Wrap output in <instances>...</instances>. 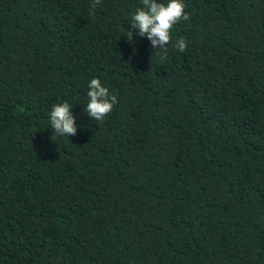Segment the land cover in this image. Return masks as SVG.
<instances>
[{"label":"trees","instance_id":"16d2710c","mask_svg":"<svg viewBox=\"0 0 264 264\" xmlns=\"http://www.w3.org/2000/svg\"><path fill=\"white\" fill-rule=\"evenodd\" d=\"M93 2L0 0V264H264V0H183L166 56Z\"/></svg>","mask_w":264,"mask_h":264},{"label":"clouds","instance_id":"9594fccd","mask_svg":"<svg viewBox=\"0 0 264 264\" xmlns=\"http://www.w3.org/2000/svg\"><path fill=\"white\" fill-rule=\"evenodd\" d=\"M100 0H94L91 7L94 9ZM143 7H138L131 16V29L125 36L133 42L134 32L137 37H146L153 49L166 53L167 46L172 42V29L181 20L187 21L190 16L185 12L186 4L183 0H167V3L157 0H142ZM183 52L187 48L186 40L181 37L174 45ZM164 56H162V59ZM89 98L86 113L98 122L103 123L117 104V96L111 94L100 79L93 78L89 82ZM73 106L68 102L54 105L50 113L51 129L57 136H75L77 134L76 117Z\"/></svg>","mask_w":264,"mask_h":264}]
</instances>
